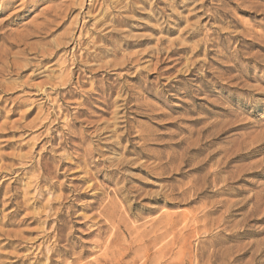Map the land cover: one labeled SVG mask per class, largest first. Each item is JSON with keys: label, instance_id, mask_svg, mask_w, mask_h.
<instances>
[{"label": "rangeland", "instance_id": "obj_1", "mask_svg": "<svg viewBox=\"0 0 264 264\" xmlns=\"http://www.w3.org/2000/svg\"><path fill=\"white\" fill-rule=\"evenodd\" d=\"M111 234L112 264H264V0H0V264Z\"/></svg>", "mask_w": 264, "mask_h": 264}, {"label": "bare ground", "instance_id": "obj_2", "mask_svg": "<svg viewBox=\"0 0 264 264\" xmlns=\"http://www.w3.org/2000/svg\"><path fill=\"white\" fill-rule=\"evenodd\" d=\"M15 36V35H14ZM9 37V36H8ZM6 38V37H5ZM120 127V126H119ZM115 134V133H114ZM123 134V133H122ZM86 155H89V154H86ZM99 189V188H98ZM121 191V190H120ZM123 191V190H122ZM99 203V202H98ZM101 208V207H100ZM258 208V207H257ZM115 209V208H114ZM249 209V208H248ZM116 210V209H115ZM212 211V210H211ZM249 211V210H248ZM253 211V210H252ZM61 213V212H60ZM246 213V212H245ZM253 214H254V212H252ZM96 214V213H95ZM221 214V213H220ZM205 215V214H204ZM246 215V214H245ZM247 215H249L248 214V212H247ZM247 215L245 216L246 217V219H247ZM251 215V214H250ZM249 215V216H250ZM257 215V214H256ZM94 216V215H93ZM99 216L101 217V219L105 222V223H107L108 224V226H110V227H114V225L116 224V225H118V222H116V217L114 216V210H113V208H111V206L109 207V206H106V207H103L102 209H99ZM172 216V215H171ZM255 216V215H254ZM99 217V218H100ZM177 217V216H176ZM205 217V216H204ZM187 218V217H186ZM196 218V217H195ZM251 218V217H250ZM258 218V217H257ZM121 219V218H120ZM172 219V218H171ZM174 219H175V217H174ZM101 220V221H102ZM167 220V219H166ZM181 221H182V219H180ZM186 220V219H185ZM187 220H189L190 221V219H187ZM195 220V219H194ZM244 220H245V218H244ZM248 220V219H247ZM122 221V220H121ZM170 221V220H169ZM195 221H197V220H195ZM195 221H193V222H195ZM226 221V220H225ZM100 222V221H99ZM123 222H124V220H123ZM168 222V221H167ZM176 222H177V219H176ZM175 222V223H176ZM191 222V221H190ZM244 223H246V221L244 222ZM177 224H178V222H177ZM177 224H175V225H177ZM58 225V224H57ZM105 225V224H104ZM56 226V225H55ZM119 226V225H118ZM173 226H174V222H172V221H170V222H168V224H166V228H164V233H160V234H158V235H155V236H153V238L151 237V239L149 238L147 241H141V239L143 240V238H146V236L145 235H140L141 233H139V235L140 236H138V241H141V243H143L142 245H140V246H138V247H136V245H135V249H133L134 250V253H135V255H137V254H139V253H143L145 250H147V248L148 247H154V246H157L158 244V241H160L161 239H163V237L165 236V234H169V233H172V232H174V231H172L171 232V230H172V228H173ZM182 226V225H181ZM180 226V227H181ZM57 227V226H56ZM123 227H124V225H123ZM164 227V226H163ZM176 227V226H175ZM179 227V228H180ZM98 228V227H97ZM156 228V227H155ZM154 228V229H155ZM159 228V227H158ZM185 228V227H184ZM231 228V227H230ZM124 229H126V228H124ZM58 230V229H57ZM56 230V231H57ZM63 230V229H62ZM95 230V229H94ZM136 230V229H135ZM153 230V229H152ZM151 230V231H152ZM159 230H161V229H159ZM163 230V229H162ZM161 230V231H162ZM99 230H97V232H98ZM129 231V230H128ZM154 231V230H153ZM157 231H158V229H157ZM155 232V234L156 233H158V232ZM181 231V230H180ZM100 232V231H99ZM110 232H111V230H110ZM117 232V231H116ZM139 232V231H138ZM143 232V231H142ZM147 232V231H146ZM101 233H103V232H101ZM145 233V232H144ZM149 233V232H148ZM151 233V232H150ZM241 233V232H240ZM97 234V233H96ZM238 234V233H237ZM102 235V234H101ZM107 235V234H106ZM132 235V234H131ZM135 235H136V233H135ZM138 235V234H137ZM137 235H136V237H137ZM232 235V234H231ZM233 235H235V234H233ZM97 236V235H96ZM115 235L114 234H111L109 237H108V239L106 240V241H103V251H102V254H100L98 257H95L92 261H90V262H88L87 261V263H85L84 261L82 262V263H84V264H109V263H111L112 264V262L114 261V260H116V262H120L122 259H123V257L124 256H126V252H127V250H128V248L127 249H124V247H122L123 249H121V248H119V250L118 249H116V251H111L110 250V247H111V245H112V243H113V237H114ZM117 236L118 235H116V238H117ZM147 236H149V235H147ZM100 237V236H99ZM139 237H141V239L139 240ZM143 237V238H142ZM174 237V236H173ZM173 237H171V238H173ZM122 238V237H121ZM100 239H101V237H100ZM64 240H65V238H64ZM169 240V239H168ZM179 240V239H178ZM118 241V240H117ZM134 241L136 242L137 240H135L134 239ZM177 241V240H176ZM262 241V240H261ZM96 242H98V241H96ZM115 243H116V241H114ZM126 242V241H125ZM161 242V241H160ZM159 242V243H160ZM169 241H167V243H168ZM263 242H264V240H263ZM126 243H128V242H126ZM133 243V242H132ZM131 243V244H132ZM137 243V242H136ZM138 243H140V242H138ZM137 243V244H138ZM162 243V242H161ZM160 243V244H161ZM257 243V242H256ZM259 243V242H258ZM101 244V243H100ZM117 244V243H116ZM121 245H122V243H120ZM159 244V245H160ZM165 244V243H164ZM177 244H179V243H177ZM251 244H253V243H251ZM97 245V244H96ZM121 245H119V247H121ZM123 245H124V243H123ZM158 245V246H159ZM162 245V244H161ZM175 245V244H174ZM254 245V244H253ZM252 245V246H253ZM261 245V244H260ZM260 245H257V246H259L260 247ZM68 246V245H67ZM100 246V245H99ZM113 246H115V244H113ZM117 246H118V244H117ZM130 245H128V247H129ZM181 246V245H180ZM261 246H263V245H261ZM62 247V246H61ZM126 247V246H125ZM162 247V246H161ZM164 247V246H163ZM163 247L162 248H158V251H156V252H158V253H160L162 250H163ZM64 248V247H63ZM71 248V247H70ZM100 248V247H99ZM111 248H113V247H111ZM179 248V247H178ZM249 248V247H248ZM254 248H255V245H254ZM56 249H57V247H56ZM68 249V251H69V248H67ZM101 249V248H100ZM164 249H165V247H164ZM174 249V248H173ZM184 249V248H183ZM230 249V248H229ZM235 249V248H234ZM245 249V248H244ZM243 249V250H244ZM113 250V249H112ZM152 250V249H151ZM224 250V249H223ZM222 250V251H223ZM242 250V251H243ZM253 250V249H252ZM251 250V251H252ZM257 250H260L261 251V249H258L257 248ZM256 250V251H257ZM263 250H264V248H263ZM101 251V250H100ZM130 251V250H129ZM132 251V250H131ZM148 251H149V248H148ZM173 251V250H172ZM184 251V250H183ZM182 251V252H183ZM224 251H227V249L226 250H224ZM230 251V250H229ZM236 251V250H235ZM234 251V252H235ZM247 251H248V249H247ZM255 251V252H256ZM70 252H71V250H70ZM94 252V251H93ZM217 252V251H216ZM216 252L214 253V254H216ZM221 252V251H220ZM219 252V253H220ZM228 252V251H227ZM231 252L232 253H234L233 251H232V249H231ZM80 253V252H79ZM100 253V252H99ZM149 253V252H148ZM158 253H156V254H158ZM222 253V252H221ZM225 253V252H224ZM231 253V254H232ZM246 253V252H245ZM249 253H252V252H250L249 251ZM147 254V253H146ZM179 254H180V252H179ZM184 254V253H183ZM211 254H213V253H211ZM210 254V255H211ZM244 254V253H243ZM253 254H255V253H253ZM258 254V253H257ZM76 255V254H75ZM78 255H81V254H78ZM143 256H144V261H145V258H147V255L145 256V254H142ZM152 255V254H151ZM173 255V254H172ZM171 255V256H172ZM175 255V254H174ZM177 255H178V253H177ZM207 255H209V254H207ZM233 255V254H232ZM19 256V255H18ZM56 256V255H55ZM142 256V257H143ZM150 256V255H149ZM154 256V254L152 255V256H150V257H153ZM159 256V255H158ZM162 254H161V259H162ZM176 256V255H175ZM175 256H172V257H174V259H177V258H175ZM220 255H218V257H219ZM260 256V255H259ZM52 257H53V255H52ZM71 257V256H70ZM73 257V256H72ZM71 257V258H72ZM74 257H76V256H74ZM160 257H158V258H160ZM168 257V256H167ZM200 257V256H199ZM208 257V256H207ZM207 257H205V258H207ZM210 257V256H209ZM215 257H217V256H215ZM227 257H229V256H227ZM211 258L213 259L214 258V255L213 256H211ZM251 258L252 259H250V262H252V264H257V261L256 260H254V255H251ZM257 258V257H256ZM46 259L48 260V264H55L56 262H54V260H52L53 258H47L46 257ZM84 259V258H83ZM160 259V260H161ZM179 259V258H178ZM183 259V258H182ZM208 259V258H207ZM210 259V258H209ZM218 259V258H217ZM226 259V258H225ZM228 259L229 258H227V261L225 262V263H223V258H222V262L219 260V262L221 263V264H234L235 262H234V260H231V261H228ZM80 260V256H78L76 259H74L73 260V262H72V264H80V262L78 263V261ZM89 260V259H88ZM146 260H148V259H146ZM154 260V259H153ZM159 260V259H158ZM158 260L156 261L157 263H158ZM164 260V259H163ZM195 260H197V259H195ZM214 261L213 262H215V259H213ZM257 260H258V258H257ZM177 261V260H176ZM197 261H199V259L197 260ZM207 261H209V260H207ZM207 261H206V263H207ZM212 261V260H211ZM236 261V260H235ZM249 261V260H248ZM260 261V260H259ZM258 261V262H259ZM47 262V261H46ZM58 262V261H57ZM146 262V261H145ZM182 262H183V260H182ZM185 262V261H184ZM217 262H218V260H217ZM218 262V263H219ZM152 263V262H151ZM181 263V262H180ZM218 263H216V264H218ZM219 263V264H220ZM260 263V262H259ZM258 263V264H259ZM264 263V262H263ZM29 264H31V263H29ZM34 264V263H33ZM57 264H60V263H57ZM63 264V263H62ZM70 264H71V261H70ZM128 264V263H127ZM135 264V263H134ZM143 264V263H142ZM154 264V263H153ZM156 264V263H155ZM159 264V263H158ZM182 264V263H181ZM208 264V263H207ZM211 264V263H210ZM213 264V263H212ZM215 264V263H214ZM248 264V263H247ZM251 264V263H250Z\"/></svg>", "mask_w": 264, "mask_h": 264}]
</instances>
